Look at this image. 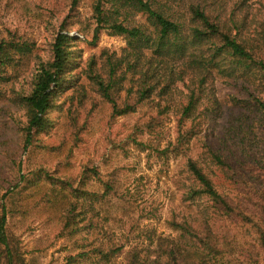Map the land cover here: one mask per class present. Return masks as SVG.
Listing matches in <instances>:
<instances>
[{
  "label": "trees",
  "instance_id": "trees-1",
  "mask_svg": "<svg viewBox=\"0 0 264 264\" xmlns=\"http://www.w3.org/2000/svg\"><path fill=\"white\" fill-rule=\"evenodd\" d=\"M76 2L73 0L72 7ZM248 8L247 0H95L90 42L95 44L105 30L125 40L120 52L103 49L98 56L92 54L81 67L78 37L61 27L52 38L50 58L39 59L26 74L27 79L19 87H12L10 95L1 85L17 80L32 44L14 36L0 38V99L6 98L22 110L24 118L17 123L23 147L35 135L53 127L54 120L49 115L54 110L61 111L59 97L66 90L79 89L77 102L83 104L86 95L79 83V72L109 104L112 118L132 113L155 97L168 98L177 81L188 80L186 102L180 109L177 138L172 146L183 156L186 182L183 181L182 198H205L215 218L248 225L255 233V244L250 243L245 252L240 250V256L252 258H245L248 262L255 255L264 257V168L247 160L239 164L240 172L221 154L213 128L201 135L193 124L183 129L185 121L200 114V106L207 110L209 103L213 108L217 105V99L208 91L209 83L216 77L230 87V104L222 110L221 138L225 132L241 129L251 119L264 129V11L253 19L248 16ZM78 68L80 71L75 72ZM151 125H140L138 131H150ZM192 139L201 144V160L183 147ZM210 164L233 186L232 194L217 189L208 169ZM90 174L97 177L103 190L87 188ZM100 174L93 165L85 166L78 180L55 175L43 167L23 173L0 203V264H41L36 255H23L7 225L8 216L17 211L12 204L27 211L23 201L45 185L48 190L44 202L58 214L61 233L77 235L84 227H92V219L83 225L78 222L88 210L92 211L91 218L98 216L97 204H106L103 211L109 219L125 214L128 205L119 200L116 179H103ZM246 177L260 185L252 186ZM210 218L204 211L193 219L171 217L167 226L175 232L174 236L152 231L141 246L131 245L122 251L123 245L115 246L108 240L107 245L99 242L92 250L108 263L115 254L123 252L124 262L120 264L243 262L235 258L232 247L225 248L226 237L218 236ZM87 252L81 251L70 260L84 257Z\"/></svg>",
  "mask_w": 264,
  "mask_h": 264
},
{
  "label": "rangeland",
  "instance_id": "rangeland-1",
  "mask_svg": "<svg viewBox=\"0 0 264 264\" xmlns=\"http://www.w3.org/2000/svg\"><path fill=\"white\" fill-rule=\"evenodd\" d=\"M94 1L77 0L72 7L73 0H0V38L14 36L32 44L17 80L1 85L6 95L27 79L26 74L39 59L50 58L52 38L61 27L78 37L76 47L81 53V67L92 54L98 56L103 49L120 52L125 40L105 30L100 32L95 44H91ZM247 5L250 18L255 19L264 11V0H247ZM78 71L79 68L75 70ZM79 83L86 95L83 104L77 102L79 89L66 90L59 97L61 111L54 110L49 115L54 120L53 127L35 135L26 147H23L17 123L24 118L22 110L6 98L0 99V203L23 173L43 167L55 175L78 180L82 169L93 165L101 178L114 176L119 200L128 205V210L112 220L103 211L106 204H97L98 216L91 218L92 211L88 210L78 222L83 225L92 219V227H84L77 235L61 233L58 214L44 202L48 190L45 185L23 201L27 211L22 212L18 205L12 204L17 211L8 216V233L15 237L26 258L36 255L41 264H120L124 262L123 252L115 254L108 263L102 261L92 247L99 242L107 245L111 240L115 246L123 245L122 251H125L131 245L145 244L152 231L174 236L167 219H193L204 211L212 217L210 221L218 236L226 237L225 248L232 247L235 258L243 260L240 264H264L263 255H255L252 262L245 260L252 258L240 256V250L245 252L250 243L255 244V233L248 225L215 218L205 198H182V185L186 182L183 156L173 151L172 146L177 138L180 109L186 102L188 80L177 81L168 98L155 97L139 105L134 112L114 118L110 117L109 104L80 72ZM208 91L217 99V105L213 108L209 103L207 110L200 106V114L194 120L185 121L183 129L193 124L201 135L213 128L221 154L240 172L239 164L247 160L264 168V129L251 119L241 129L235 128L231 134L225 132L221 138L222 110L230 104L227 98L230 87L224 79L216 77L209 83ZM67 110L71 111L75 123ZM148 122L152 124L150 131H138L140 125ZM200 145L192 139L183 147L201 160L204 155L200 156ZM164 149L167 150L163 153ZM209 167L217 189L232 194L233 186L214 165ZM90 175L87 188L103 190L97 177ZM247 181L252 186L260 185L251 178ZM84 250L88 251L84 257L70 260Z\"/></svg>",
  "mask_w": 264,
  "mask_h": 264
}]
</instances>
